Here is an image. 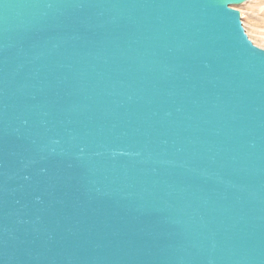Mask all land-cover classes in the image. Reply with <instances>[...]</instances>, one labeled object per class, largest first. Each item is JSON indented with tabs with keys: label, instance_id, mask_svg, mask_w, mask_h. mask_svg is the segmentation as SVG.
<instances>
[{
	"label": "water",
	"instance_id": "1",
	"mask_svg": "<svg viewBox=\"0 0 264 264\" xmlns=\"http://www.w3.org/2000/svg\"><path fill=\"white\" fill-rule=\"evenodd\" d=\"M248 1L0 0V264H264Z\"/></svg>",
	"mask_w": 264,
	"mask_h": 264
},
{
	"label": "rangeland",
	"instance_id": "2",
	"mask_svg": "<svg viewBox=\"0 0 264 264\" xmlns=\"http://www.w3.org/2000/svg\"><path fill=\"white\" fill-rule=\"evenodd\" d=\"M234 8L241 13L248 38L255 46L264 49V0H250Z\"/></svg>",
	"mask_w": 264,
	"mask_h": 264
}]
</instances>
